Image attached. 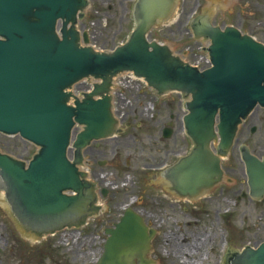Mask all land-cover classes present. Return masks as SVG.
<instances>
[{
    "label": "water",
    "instance_id": "1",
    "mask_svg": "<svg viewBox=\"0 0 264 264\" xmlns=\"http://www.w3.org/2000/svg\"><path fill=\"white\" fill-rule=\"evenodd\" d=\"M172 1L138 0L137 23L128 39L112 50L98 51L80 44L74 27L86 0H0V131L18 133L38 145L27 163L0 151V189L23 228L52 231L78 222L88 211L92 195L82 194L88 182L80 178L83 173L77 166L80 148L112 127L106 91L110 76L122 70L143 76L158 92L191 93L184 123L195 147L171 168L176 189L192 193L221 175L219 159L208 144L216 127L219 152L225 153L240 119L257 103L264 105V44L235 26L221 28L210 24L208 15H199L192 27L210 39L212 63L199 70L171 54L167 46L146 39V31L167 16ZM205 8L211 13V4ZM82 39L88 42L86 31ZM87 75L102 82L94 83L82 99L75 98L74 105L67 104L71 93L65 88ZM95 94L100 96L94 98ZM75 122L83 128L72 142L76 149L70 160L67 149ZM242 158L252 194L262 195L264 157L243 147ZM164 181L170 186L167 178ZM106 232L97 264H136L134 258L138 264H149L145 253L155 231L130 207ZM237 253L233 264H264V241L256 247L228 249L225 259Z\"/></svg>",
    "mask_w": 264,
    "mask_h": 264
},
{
    "label": "rangeland",
    "instance_id": "2",
    "mask_svg": "<svg viewBox=\"0 0 264 264\" xmlns=\"http://www.w3.org/2000/svg\"><path fill=\"white\" fill-rule=\"evenodd\" d=\"M133 1L87 0L77 28L89 33L94 47L109 50L133 28ZM196 2L176 0L170 17L150 27L148 37L166 43L175 53L185 54L187 58L191 57L190 52L198 53L188 24L197 13L192 10ZM219 2L198 0L205 7L211 4L212 23L233 24L264 43V0ZM128 78L127 74L117 78L114 111L129 121L137 115L141 127L131 125L117 136L93 142L99 148L93 157L106 160L102 165L90 163L87 147L83 150L85 160L81 168L96 186L98 209L79 226L36 239L24 236V231L13 225L10 213L0 203V264H95L106 238L104 228L112 226L130 200V206L158 230L148 254L156 264H184L182 258L189 264H223L228 249L255 246L264 240V196L256 200L241 195L246 185L240 155L242 144L257 156L264 154V123L261 127L258 123L259 118L264 120V108L253 109L239 126L228 154L221 158L224 175L232 180L226 179L188 201L164 188L157 168L153 167L163 158L165 150H173L165 157L173 162L178 153L191 148L180 119L185 110L183 106L178 108L179 95L169 92L159 96L142 81ZM86 87V82L74 86ZM151 113L157 114L156 119L151 120ZM171 119L172 132L167 138L161 137L160 130ZM252 125L256 126L255 130L250 129ZM0 150L27 160L36 146L18 135L0 133ZM114 150L119 155L110 162ZM197 241L202 244L195 252Z\"/></svg>",
    "mask_w": 264,
    "mask_h": 264
},
{
    "label": "flooded vegetation",
    "instance_id": "3",
    "mask_svg": "<svg viewBox=\"0 0 264 264\" xmlns=\"http://www.w3.org/2000/svg\"><path fill=\"white\" fill-rule=\"evenodd\" d=\"M199 6V5H198ZM202 6V5H201ZM184 98V96L181 94L179 97H178V101H177V105H179L180 103H181V101H182V99ZM168 103V102H167ZM168 109H171V105L168 103ZM172 115V113L170 114V116ZM156 117H157V114H155L154 116H153V119H156ZM263 117H264V115H263ZM247 118V117H246ZM246 118L242 121V124L245 122V120H246ZM259 127H261V125H262V123H264V120H261V118H259ZM129 127V124H128V126L126 127L125 126V128H124V130L123 131H125L126 130V128H128ZM135 128H136V126H134ZM164 127V126H163ZM251 130H255L256 129V126L255 125H252L251 126V128H250ZM162 133V129L160 130V136L162 135L161 134ZM94 143H91L90 145H89V147L87 148V153H89L90 154V159H89V155H88V160L90 161V163H93V162H101L99 159H95V157H93V153L96 151V150H98L99 148H96V147H98V145H93ZM155 144H157V143H155ZM173 150H165L164 151V157H166V155L167 154H169V153H171ZM184 153H187L186 151H184ZM161 165H167V163L166 162H162L161 163ZM229 180H232L230 177H229ZM223 182H225V180H223L222 181V183ZM247 192H248V189H247ZM241 193H244V196H245V192L244 191H242Z\"/></svg>",
    "mask_w": 264,
    "mask_h": 264
},
{
    "label": "bare ground",
    "instance_id": "4",
    "mask_svg": "<svg viewBox=\"0 0 264 264\" xmlns=\"http://www.w3.org/2000/svg\"><path fill=\"white\" fill-rule=\"evenodd\" d=\"M222 2H225V0H222ZM84 179L86 180V178H85V176H84ZM166 183L167 182H165L164 183V185H166ZM132 200H130L129 201V203H126L125 205H130V202H131ZM0 203L2 204V205H4V207L5 208H7V205H6V202L4 201V198H3V191H1L0 190ZM124 205V206H125ZM208 237V236H207ZM207 237H205L204 239H206ZM202 244V242H195V244H194V248L196 247V249H195V252L197 251V249H198V246L199 245H201ZM206 258H207V256H205ZM182 262L184 263V264H189L190 262H188V260H185L184 258H182Z\"/></svg>",
    "mask_w": 264,
    "mask_h": 264
}]
</instances>
